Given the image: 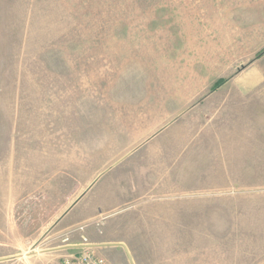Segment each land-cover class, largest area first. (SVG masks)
I'll return each mask as SVG.
<instances>
[{"label": "rangeland", "instance_id": "374dc122", "mask_svg": "<svg viewBox=\"0 0 264 264\" xmlns=\"http://www.w3.org/2000/svg\"><path fill=\"white\" fill-rule=\"evenodd\" d=\"M83 237L264 264V0H0V264Z\"/></svg>", "mask_w": 264, "mask_h": 264}, {"label": "built area", "instance_id": "2783aa9c", "mask_svg": "<svg viewBox=\"0 0 264 264\" xmlns=\"http://www.w3.org/2000/svg\"><path fill=\"white\" fill-rule=\"evenodd\" d=\"M65 240H68V238ZM91 244L86 237H83V242L80 245H85V247L76 248L80 249L79 252L63 256L56 264H109L105 258L95 253Z\"/></svg>", "mask_w": 264, "mask_h": 264}, {"label": "crops", "instance_id": "0c3cea01", "mask_svg": "<svg viewBox=\"0 0 264 264\" xmlns=\"http://www.w3.org/2000/svg\"><path fill=\"white\" fill-rule=\"evenodd\" d=\"M175 100H177V102L180 103L179 112L177 114V115H179V114H183L184 112H186V110L188 109L187 107L189 106V103H191V101H192V96L190 94L187 95V96L186 95H182V96H178L177 98H175ZM103 242L104 241H102L100 239L94 240L92 242V244H96L97 245L96 247L93 248L94 251L96 250L97 247L103 246L102 244H105ZM72 250H75V248L74 249H65L63 251H72ZM95 252H96V254L100 255L97 250Z\"/></svg>", "mask_w": 264, "mask_h": 264}, {"label": "water", "instance_id": "95a60500", "mask_svg": "<svg viewBox=\"0 0 264 264\" xmlns=\"http://www.w3.org/2000/svg\"><path fill=\"white\" fill-rule=\"evenodd\" d=\"M102 245H111V244H102ZM120 245L125 247L124 244H120ZM91 246L96 247L97 245L96 244H91ZM83 247H85V245H66V246L60 247L58 249H74V248H83ZM9 258H11V257L1 258L0 261L5 260V259H9ZM129 260H130L131 264H134V262H133V260H132L130 255H129Z\"/></svg>", "mask_w": 264, "mask_h": 264}, {"label": "trees", "instance_id": "16d2710c", "mask_svg": "<svg viewBox=\"0 0 264 264\" xmlns=\"http://www.w3.org/2000/svg\"><path fill=\"white\" fill-rule=\"evenodd\" d=\"M223 82H224V79H219V80L216 82V85L218 86V85L222 84Z\"/></svg>", "mask_w": 264, "mask_h": 264}]
</instances>
